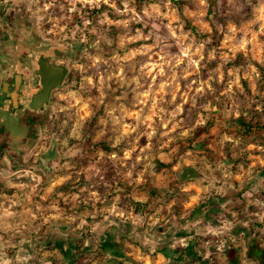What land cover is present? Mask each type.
I'll use <instances>...</instances> for the list:
<instances>
[{"label":"rangeland","instance_id":"rangeland-1","mask_svg":"<svg viewBox=\"0 0 264 264\" xmlns=\"http://www.w3.org/2000/svg\"><path fill=\"white\" fill-rule=\"evenodd\" d=\"M46 2L41 32L71 45V73L38 127L46 169L30 172L34 148L0 166V264L44 256L8 215L31 176L49 194L59 184L45 263L259 264L247 251L264 249V0H104L78 14ZM26 13L0 11L11 51L39 38ZM23 117L0 115L14 154L33 142Z\"/></svg>","mask_w":264,"mask_h":264},{"label":"flooded vegetation","instance_id":"flooded-vegetation-1","mask_svg":"<svg viewBox=\"0 0 264 264\" xmlns=\"http://www.w3.org/2000/svg\"><path fill=\"white\" fill-rule=\"evenodd\" d=\"M38 37L35 43L22 42L25 46L14 50L18 52L17 56L0 58V115L5 112L13 113L16 117L24 116V125L34 129L31 137L33 142L28 148L14 154L10 152L9 144L0 146V166L6 160L13 165L18 164L16 160L29 156L28 153L34 148L35 154L40 151L39 164L46 169V147L45 151H42L41 144H36L43 135L42 129L38 130V127L48 114L55 95L69 79L72 47L60 43L58 37H47L42 34L41 29ZM45 90L48 91V96L43 102ZM25 116H28V119L25 120ZM37 147L40 150H37Z\"/></svg>","mask_w":264,"mask_h":264},{"label":"crops","instance_id":"crops-1","mask_svg":"<svg viewBox=\"0 0 264 264\" xmlns=\"http://www.w3.org/2000/svg\"><path fill=\"white\" fill-rule=\"evenodd\" d=\"M6 0H0V11L6 12L12 17H15V12L17 14L20 10L26 9L27 17L32 25H34L37 29L36 32L40 31V20L41 17L36 15V9L41 8V6H48V4H55L54 1L46 2V0H11L12 5L7 3L5 5ZM8 1V0H7ZM21 2H24V7L19 8ZM13 12V13H12ZM0 20V58L11 56H17V51H11L8 48V43L13 44L14 38L11 37L9 33L8 23L3 21V18ZM18 19V16L15 17ZM10 26V25H9ZM11 27V26H10ZM26 36V35H24ZM18 48V47H17ZM18 50V49H16ZM37 151L36 154L32 155L35 158L30 161L29 170L30 172L33 169L39 168L43 169L42 165L39 164L40 154ZM48 160V159H47ZM48 162H46V166ZM29 188V192H25L24 194L16 193L14 198L10 200V208L13 207L12 210L8 212V215L11 216L15 222L17 223L13 229H30L31 234L39 240V242H34L32 238H30L27 248L30 250H40L44 255L47 253V235L49 229H55V232L59 234V184L53 185L54 188L51 190V193H48L49 190V182L48 179L43 177H30L27 180V184H25ZM21 220V221H19ZM55 249L59 250V240L55 242ZM32 261L29 264H48L44 261V256H38L32 254ZM9 262L15 261L13 258L8 259ZM59 264V263H58Z\"/></svg>","mask_w":264,"mask_h":264},{"label":"trees","instance_id":"trees-1","mask_svg":"<svg viewBox=\"0 0 264 264\" xmlns=\"http://www.w3.org/2000/svg\"><path fill=\"white\" fill-rule=\"evenodd\" d=\"M137 1L145 2L147 0H137ZM83 12L92 13V12H97V11H95V10L91 11V9H87V8L82 9V8L78 7L77 10L75 11V14L83 13ZM239 121L250 132H252V130L255 128L252 124L246 123L244 117H240ZM192 172H193V175H194L195 174L194 171H192ZM105 244L103 245V247L106 248L107 246ZM247 255H248V257L250 259L258 262L259 264H264V249L260 248L257 244H252L251 246H249L248 251H247ZM228 263L229 264H239L238 263V259L236 257L232 258L231 256H228ZM126 264H132V263L131 262H127Z\"/></svg>","mask_w":264,"mask_h":264},{"label":"built area","instance_id":"built-area-1","mask_svg":"<svg viewBox=\"0 0 264 264\" xmlns=\"http://www.w3.org/2000/svg\"><path fill=\"white\" fill-rule=\"evenodd\" d=\"M66 2L69 12L73 13L78 7L99 10L102 8L104 0H66Z\"/></svg>","mask_w":264,"mask_h":264},{"label":"water","instance_id":"water-1","mask_svg":"<svg viewBox=\"0 0 264 264\" xmlns=\"http://www.w3.org/2000/svg\"><path fill=\"white\" fill-rule=\"evenodd\" d=\"M47 96H48V91L45 90V92H44V94H43V102L46 100ZM41 102H42V101H41Z\"/></svg>","mask_w":264,"mask_h":264}]
</instances>
